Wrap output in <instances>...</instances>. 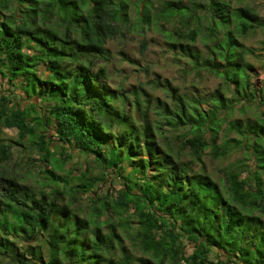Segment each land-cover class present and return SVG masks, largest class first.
Here are the masks:
<instances>
[{
	"label": "trees",
	"instance_id": "obj_1",
	"mask_svg": "<svg viewBox=\"0 0 264 264\" xmlns=\"http://www.w3.org/2000/svg\"><path fill=\"white\" fill-rule=\"evenodd\" d=\"M11 1L0 0V11L12 8L0 19V84L20 82L24 96L39 101L15 106L9 91L0 92V125L17 131L13 144L36 152L30 159L38 165L39 187L5 170L11 144H0V263L264 264V222L250 214L264 210V86L251 85L250 50L237 38L264 29L257 12L210 0L206 37L213 41L206 54L192 48L198 27H175L172 46L187 41L179 43L184 56L219 76L221 88L203 99L173 88L170 103L152 106L136 90L128 103L109 88L103 67L93 71L95 59L108 60L104 45L118 33L116 21H126L125 0H47L45 8L41 0ZM54 11L65 25L62 34L45 24ZM182 14L174 1L160 9V19ZM241 102L258 107V117L231 120L222 130ZM152 112L162 122L150 119ZM162 125L186 131L169 141L162 136V146ZM235 148L254 156L255 168L242 177L240 160L227 166L226 185L180 160L187 154L200 162L207 149L223 158ZM66 150L95 160L100 175L76 168ZM110 174L121 179L119 188L98 196L95 189ZM91 192L85 215L81 199ZM127 233L140 255L126 246ZM186 244L193 248L187 256Z\"/></svg>",
	"mask_w": 264,
	"mask_h": 264
},
{
	"label": "rangeland",
	"instance_id": "obj_2",
	"mask_svg": "<svg viewBox=\"0 0 264 264\" xmlns=\"http://www.w3.org/2000/svg\"><path fill=\"white\" fill-rule=\"evenodd\" d=\"M13 1H11L10 6H13ZM46 1L41 0L39 7H42ZM167 1H174L182 6L183 14L179 15L178 18L160 19V9L163 3ZM225 1L229 3L231 9L241 6L252 8L257 12L260 21L264 24V0ZM53 2L56 3L57 0H53ZM209 2L210 0H125L126 21H116L115 26L118 33L115 37L108 38L104 45L108 50V60L95 59L93 61V71L103 67L106 74L105 80L109 88L111 90H118L120 94H125L128 97V103L130 99L134 98V90L139 92L140 97L148 99L149 104H152V106L156 105V100L170 103L173 88L176 89V94L194 97V99L197 97L200 99L205 98L210 92L221 88V78L206 70L195 68L179 47V43L185 44L187 41L183 39L178 40L173 47V40L169 34L175 27L181 30L198 27L199 32L192 48H195L202 54H206V45L211 44L213 41L211 39L208 40L206 37V29L211 24V19L207 12ZM194 3L200 4L201 8L192 9L191 6ZM55 6L57 8L56 4ZM42 8H45V5ZM11 9L1 10L0 19H5L4 16L8 15ZM87 9L88 5L83 3V14ZM50 15L51 17H49L45 24L56 28L62 34L65 26L64 23L56 17L55 11L51 12ZM221 31V29H218L216 32L217 38L222 36ZM237 38L250 50L245 54V61L249 64L247 72L250 75L251 85L255 88L264 86V29L257 28L253 33ZM143 44L145 49L141 51ZM29 52L31 51L29 50ZM2 84H0V92L3 91L5 93L9 91V95L12 97L10 104L14 102L15 106L25 108L29 102L37 104L39 101L37 98L24 96L23 92L18 88L20 82H17L14 88L6 84L4 80H2ZM141 90H144V93ZM226 96H230L228 91L226 92ZM241 104L243 103L241 102L236 105L231 114L226 116V121L222 124V130L228 127L227 122L231 120H255L258 117L260 112L258 107L251 103H245L243 104V109L240 110ZM118 105L123 104L119 102ZM206 106V104L201 105L202 108H206ZM150 119L162 122L159 118L157 119L153 112L150 113ZM162 126L165 134L158 136V141L162 146L165 145L162 136H167L168 140L174 134H181L186 131L182 128L177 132H172L168 127ZM51 131L50 135H52ZM220 134L222 135L223 132L221 131ZM228 136L235 137L236 134L231 132L228 133ZM52 138L55 140L56 137ZM17 139V131L6 129L0 125V144H11L12 152V157L4 164V168L17 178H20L23 183L39 187L38 165L36 160L32 162L30 159L36 156V152L11 142ZM218 142H221V140ZM66 152L71 154L76 168L81 166L82 169H87L93 175H100L101 170L95 160H91L90 157L78 153L77 150H66ZM208 152V149L205 150L200 162L191 161L190 156L187 154L181 155L180 160L190 162L191 168L194 171H199L201 168L205 169L221 185H226L223 169L227 166L237 164L240 160V164L244 163L241 167L245 169L241 174L242 177L252 172L255 168L254 156L248 157L244 153V149L235 148L227 156L218 159L212 157ZM263 177L264 175H262ZM104 180L105 184L101 185L100 183L98 188L95 189L97 195L101 197L106 191H110L111 188H119L121 183V179H114L113 174L104 176ZM250 184H253L252 180ZM93 194L91 192L83 195L81 199V206H83L85 215L89 211L88 203L91 198L90 196H95ZM250 214L259 216L261 221L264 222V210L253 209ZM129 220L132 221V219ZM103 230L105 232L108 231L106 228H103ZM118 231L120 232L119 228ZM123 238L126 246L131 248L137 255H140L136 249H132V239L128 236V233L127 236L123 235ZM192 249L191 245L186 244L183 250L184 255H189ZM0 264L8 263L2 262Z\"/></svg>",
	"mask_w": 264,
	"mask_h": 264
}]
</instances>
